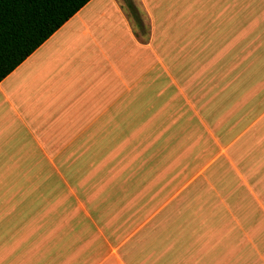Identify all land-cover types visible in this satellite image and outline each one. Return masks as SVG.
I'll return each instance as SVG.
<instances>
[{"label": "crops", "instance_id": "crops-1", "mask_svg": "<svg viewBox=\"0 0 264 264\" xmlns=\"http://www.w3.org/2000/svg\"><path fill=\"white\" fill-rule=\"evenodd\" d=\"M125 1L147 32L90 0L0 82V264H251L264 0Z\"/></svg>", "mask_w": 264, "mask_h": 264}, {"label": "trees", "instance_id": "trees-1", "mask_svg": "<svg viewBox=\"0 0 264 264\" xmlns=\"http://www.w3.org/2000/svg\"><path fill=\"white\" fill-rule=\"evenodd\" d=\"M89 1L0 0V82Z\"/></svg>", "mask_w": 264, "mask_h": 264}, {"label": "rangeland", "instance_id": "rangeland-1", "mask_svg": "<svg viewBox=\"0 0 264 264\" xmlns=\"http://www.w3.org/2000/svg\"><path fill=\"white\" fill-rule=\"evenodd\" d=\"M120 2L124 6V11L127 15V17L130 19L132 23L133 29L136 31L140 30L141 33H144V30L147 32L149 29V18L147 14L144 11L143 6L135 4L134 1L131 2L132 7L136 9L137 11V18L135 17L134 14L131 13V9L128 7L127 2H123V0H120ZM144 29V30H143ZM263 211H264V206H263ZM264 231L262 232V234ZM253 244L252 248L253 251L247 255L246 260H248V257H252L251 259V264H264V236L262 237H254L252 238Z\"/></svg>", "mask_w": 264, "mask_h": 264}]
</instances>
